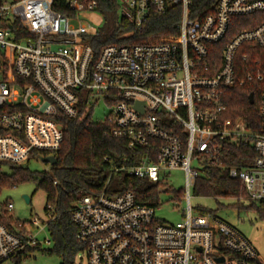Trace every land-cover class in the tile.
Returning a JSON list of instances; mask_svg holds the SVG:
<instances>
[{"label": "built area", "instance_id": "obj_1", "mask_svg": "<svg viewBox=\"0 0 264 264\" xmlns=\"http://www.w3.org/2000/svg\"><path fill=\"white\" fill-rule=\"evenodd\" d=\"M117 3L120 17L138 30L181 8L177 39L110 45L94 60L86 37L98 29L81 19L99 15L97 0H0V171L42 157L33 153L55 156L64 140L57 119H76L87 92L92 111L108 108L109 136L145 152L129 176L158 184L161 171H180L187 195L183 221L174 225L161 223L158 210L130 192L81 198L72 211L83 248L75 264L82 257L87 264H259L240 230L213 213L194 215L191 190L219 165L225 144L251 143L253 166L230 168L228 175L241 183L246 200L264 202V125L253 133L244 120L228 118L224 100L245 81L264 83L260 59L241 81L237 68L243 46L244 62L254 50L264 51V0H216L197 14L192 0ZM257 15L259 25L238 32L219 59L211 58V47L226 39L235 18ZM259 114L264 119V91ZM5 209L12 212L13 203ZM38 245L28 224L16 233L0 224V264Z\"/></svg>", "mask_w": 264, "mask_h": 264}, {"label": "trees", "instance_id": "obj_2", "mask_svg": "<svg viewBox=\"0 0 264 264\" xmlns=\"http://www.w3.org/2000/svg\"><path fill=\"white\" fill-rule=\"evenodd\" d=\"M216 0H192L193 14L205 12ZM97 12L103 19L102 26L95 34L87 36L97 60L103 48L110 45L159 44L175 42L178 36L177 25L181 20V8H172L163 17L150 19L141 30L123 20L119 14L117 0H97ZM263 17L261 15L235 18L226 39L211 47L212 57L219 59L221 51L229 44L233 37L242 30L255 28ZM248 46H243L237 59L239 80L247 78L249 66L255 60L262 62L264 71V51L254 50L250 61L244 62L241 55ZM215 56V57H216ZM264 91V83L247 82L242 86H235L225 92L224 100L227 106V117L233 120L242 119L253 133H261L264 119L259 114V99ZM80 102V113L76 119L58 118L63 125L64 140L60 150L55 154L58 165L49 171L33 172L27 167L11 166V175L0 177V193L6 187L15 188L20 184L34 183L38 190H44L47 196L45 212L53 220L47 224L53 248L48 251L61 259V264H75L76 257L83 251L77 241L78 228L72 221V211L78 201L85 196H99L104 191L109 196H118L125 193L134 194L136 201L141 205L157 208L161 184H153L129 176L127 170L138 165L145 152L140 149H129L128 141L112 138L108 134L109 125L106 122H95L92 110L89 109L87 99ZM254 95V104L249 102V96ZM35 156H48L47 153H33ZM257 153L250 144H225L219 165L210 169L208 175L201 177L193 189L197 196L207 198H238L245 199L242 185L239 181L229 178L230 168L240 170L251 168ZM257 204V203H256ZM257 211L264 216V202L259 203ZM252 207H256L252 203ZM12 212L4 209L0 212V224L5 225L16 233L19 222H15ZM201 213H215L202 210ZM216 216V215H215ZM39 250L27 248L26 250ZM24 250L18 255L21 260ZM259 264H262L261 261Z\"/></svg>", "mask_w": 264, "mask_h": 264}, {"label": "rangeland", "instance_id": "obj_3", "mask_svg": "<svg viewBox=\"0 0 264 264\" xmlns=\"http://www.w3.org/2000/svg\"><path fill=\"white\" fill-rule=\"evenodd\" d=\"M84 24H92L95 29H99L103 24V19L98 14L87 16ZM2 71H0V79ZM84 98L88 96L83 93ZM90 109V108H89ZM91 110V109H90ZM95 122H104L108 117L109 110L104 105L93 112ZM33 172H45L50 170V166L42 163L40 159H31L25 166ZM13 169L10 166H3L0 171L2 175H11ZM161 194H159V206L156 208L157 218L161 223L174 225L183 221L184 210L186 207V180L183 172L180 171H161L160 172ZM191 205L194 215L201 214L202 210L213 211L221 220L229 223L247 237L253 244L259 254L262 264H264V216L261 217L257 211L259 203H252L242 198H207L197 196L191 190ZM30 198V203L24 199ZM13 203L14 210L11 213L15 222L28 224L31 232L38 240L39 250L29 249L23 253L21 260L17 257L8 260L2 264H61V259L48 251L53 248L51 237L48 232V215L45 212L47 205V196L44 190H38L34 183L20 184L15 188L6 187L0 193V212L3 211L7 203ZM38 219L37 226L33 221ZM87 259L82 257L77 264H87Z\"/></svg>", "mask_w": 264, "mask_h": 264}, {"label": "water", "instance_id": "obj_4", "mask_svg": "<svg viewBox=\"0 0 264 264\" xmlns=\"http://www.w3.org/2000/svg\"><path fill=\"white\" fill-rule=\"evenodd\" d=\"M249 102L251 105L254 104L255 100L253 94L249 96ZM40 161L46 165H49L50 167H56L58 165V159L55 156H47V157L42 156L40 158ZM24 199L27 203H30V198L28 196H25ZM220 261L223 262L224 259H220Z\"/></svg>", "mask_w": 264, "mask_h": 264}]
</instances>
